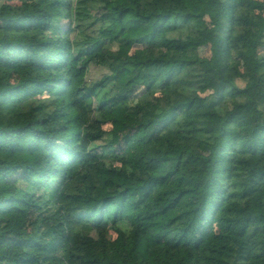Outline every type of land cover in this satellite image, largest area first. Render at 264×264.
<instances>
[{
  "label": "trees",
  "instance_id": "obj_1",
  "mask_svg": "<svg viewBox=\"0 0 264 264\" xmlns=\"http://www.w3.org/2000/svg\"><path fill=\"white\" fill-rule=\"evenodd\" d=\"M0 264H264V0H0Z\"/></svg>",
  "mask_w": 264,
  "mask_h": 264
},
{
  "label": "rangeland",
  "instance_id": "obj_2",
  "mask_svg": "<svg viewBox=\"0 0 264 264\" xmlns=\"http://www.w3.org/2000/svg\"><path fill=\"white\" fill-rule=\"evenodd\" d=\"M201 52L203 55H209L210 54V49L208 46H204L201 48Z\"/></svg>",
  "mask_w": 264,
  "mask_h": 264
}]
</instances>
